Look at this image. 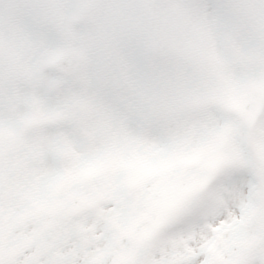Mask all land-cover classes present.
I'll return each mask as SVG.
<instances>
[{"label":"snow or ice","instance_id":"obj_1","mask_svg":"<svg viewBox=\"0 0 264 264\" xmlns=\"http://www.w3.org/2000/svg\"><path fill=\"white\" fill-rule=\"evenodd\" d=\"M5 31L52 110L0 264H264V0H0Z\"/></svg>","mask_w":264,"mask_h":264},{"label":"clouds","instance_id":"obj_2","mask_svg":"<svg viewBox=\"0 0 264 264\" xmlns=\"http://www.w3.org/2000/svg\"><path fill=\"white\" fill-rule=\"evenodd\" d=\"M75 63L72 58L70 72ZM25 64L22 42H9L5 31L0 44V195L5 201L22 179L40 120L52 110L44 87L28 78Z\"/></svg>","mask_w":264,"mask_h":264},{"label":"rangeland","instance_id":"obj_3","mask_svg":"<svg viewBox=\"0 0 264 264\" xmlns=\"http://www.w3.org/2000/svg\"><path fill=\"white\" fill-rule=\"evenodd\" d=\"M22 189L19 184H17L14 188L9 190V197L14 199L21 198ZM4 197L0 195V204H3ZM20 223H22V218L18 217L15 212H10V219H9V227L15 229Z\"/></svg>","mask_w":264,"mask_h":264}]
</instances>
